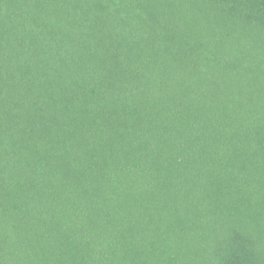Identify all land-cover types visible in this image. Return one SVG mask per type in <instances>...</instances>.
Here are the masks:
<instances>
[{"label":"trees","instance_id":"16d2710c","mask_svg":"<svg viewBox=\"0 0 264 264\" xmlns=\"http://www.w3.org/2000/svg\"><path fill=\"white\" fill-rule=\"evenodd\" d=\"M0 264H264V0H0Z\"/></svg>","mask_w":264,"mask_h":264}]
</instances>
